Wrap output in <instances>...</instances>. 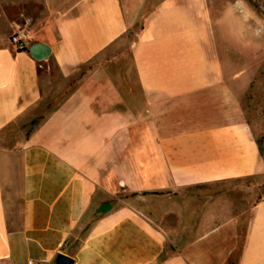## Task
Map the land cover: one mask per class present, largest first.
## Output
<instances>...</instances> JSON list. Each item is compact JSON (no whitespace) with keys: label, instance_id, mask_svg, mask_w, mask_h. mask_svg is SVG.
I'll list each match as a JSON object with an SVG mask.
<instances>
[{"label":"crops","instance_id":"crops-1","mask_svg":"<svg viewBox=\"0 0 264 264\" xmlns=\"http://www.w3.org/2000/svg\"><path fill=\"white\" fill-rule=\"evenodd\" d=\"M215 1L0 0V264H264L247 32Z\"/></svg>","mask_w":264,"mask_h":264},{"label":"rangeland","instance_id":"rangeland-1","mask_svg":"<svg viewBox=\"0 0 264 264\" xmlns=\"http://www.w3.org/2000/svg\"><path fill=\"white\" fill-rule=\"evenodd\" d=\"M236 4L233 18L226 20L227 16L223 8L224 2ZM215 17L224 19V27L233 28L237 34L246 30L245 41L241 38L240 44L245 45L244 54L247 65L246 82L236 85L237 92L244 91L242 110L245 122L248 124L251 134L256 140L264 162V18L257 13L246 0H216L213 4ZM245 10V11H244ZM249 31V32H248ZM238 43V42H237ZM237 55L238 45H237ZM250 65V69H248ZM254 181L246 182L251 184ZM255 186L247 195H251V203L262 200L264 196V180L255 181ZM241 194H244L241 192Z\"/></svg>","mask_w":264,"mask_h":264},{"label":"built area","instance_id":"built-area-1","mask_svg":"<svg viewBox=\"0 0 264 264\" xmlns=\"http://www.w3.org/2000/svg\"><path fill=\"white\" fill-rule=\"evenodd\" d=\"M31 18L24 17L22 24L12 33L10 37V44L16 53H23L28 51L30 43L33 41L31 32ZM27 264H37L29 261Z\"/></svg>","mask_w":264,"mask_h":264},{"label":"water","instance_id":"water-1","mask_svg":"<svg viewBox=\"0 0 264 264\" xmlns=\"http://www.w3.org/2000/svg\"><path fill=\"white\" fill-rule=\"evenodd\" d=\"M29 53L37 60L45 59L48 55L47 47L36 45L29 49ZM72 260L66 256H59L57 264H71Z\"/></svg>","mask_w":264,"mask_h":264},{"label":"trees","instance_id":"trees-1","mask_svg":"<svg viewBox=\"0 0 264 264\" xmlns=\"http://www.w3.org/2000/svg\"><path fill=\"white\" fill-rule=\"evenodd\" d=\"M248 4L264 18V0H246ZM35 119L31 122V125H35L39 120Z\"/></svg>","mask_w":264,"mask_h":264}]
</instances>
